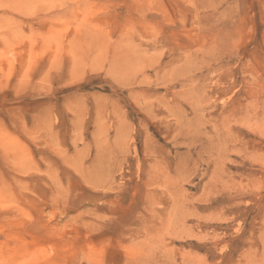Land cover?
I'll list each match as a JSON object with an SVG mask.
<instances>
[{"label": "rangeland", "instance_id": "obj_1", "mask_svg": "<svg viewBox=\"0 0 264 264\" xmlns=\"http://www.w3.org/2000/svg\"><path fill=\"white\" fill-rule=\"evenodd\" d=\"M0 264H264V0H0Z\"/></svg>", "mask_w": 264, "mask_h": 264}]
</instances>
